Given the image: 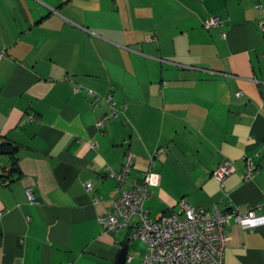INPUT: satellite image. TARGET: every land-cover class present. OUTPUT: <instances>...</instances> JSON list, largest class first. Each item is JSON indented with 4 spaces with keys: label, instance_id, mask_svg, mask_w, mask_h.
<instances>
[{
    "label": "crops",
    "instance_id": "obj_1",
    "mask_svg": "<svg viewBox=\"0 0 264 264\" xmlns=\"http://www.w3.org/2000/svg\"><path fill=\"white\" fill-rule=\"evenodd\" d=\"M209 16L221 25L206 27ZM6 145L0 264H112L127 229L114 235L97 217L116 196L105 170L126 150L128 183L153 162L151 219L181 198L208 213L264 205V0H0ZM244 158L257 167L248 180ZM224 160L234 171L220 189L211 172ZM224 231L222 264H264V224ZM143 247L128 241L124 264Z\"/></svg>",
    "mask_w": 264,
    "mask_h": 264
},
{
    "label": "built area",
    "instance_id": "obj_2",
    "mask_svg": "<svg viewBox=\"0 0 264 264\" xmlns=\"http://www.w3.org/2000/svg\"><path fill=\"white\" fill-rule=\"evenodd\" d=\"M204 25L219 26L221 20L217 16H209ZM85 97L90 99V107L98 104L99 95L93 91L85 89ZM103 99L109 107L108 115L116 116L117 110L111 97L106 96ZM108 115L98 118L95 127L101 128ZM27 119L31 120L32 116L27 115ZM155 155L154 152L152 157ZM132 160L133 154L126 150L117 170H105L106 176L115 182L116 196L111 199L108 212L97 217V223L103 230L114 235L127 229L128 241L137 240L143 244L136 264H222L225 250L224 229L230 221L247 230L264 224V205L261 204L248 206L243 211L236 207L220 211L213 206L212 212L208 213L189 205L184 198L179 199L176 209L166 210L151 219L143 204L149 195L148 170L152 168L153 162L149 159L148 169L142 173L141 183L136 184L127 182ZM256 169L254 161L244 158L242 178L250 179ZM233 171V163L224 160L212 170L211 176L222 189L224 179ZM7 182L4 180L2 184ZM84 188L89 191L91 184L84 183ZM25 195L29 202H33L34 197L30 189L25 190ZM99 200L97 197L92 198L93 203Z\"/></svg>",
    "mask_w": 264,
    "mask_h": 264
},
{
    "label": "water",
    "instance_id": "obj_3",
    "mask_svg": "<svg viewBox=\"0 0 264 264\" xmlns=\"http://www.w3.org/2000/svg\"><path fill=\"white\" fill-rule=\"evenodd\" d=\"M127 243H128V237L125 236L118 250V253L115 257V260L112 264H124L127 257Z\"/></svg>",
    "mask_w": 264,
    "mask_h": 264
},
{
    "label": "trees",
    "instance_id": "obj_4",
    "mask_svg": "<svg viewBox=\"0 0 264 264\" xmlns=\"http://www.w3.org/2000/svg\"><path fill=\"white\" fill-rule=\"evenodd\" d=\"M14 151H15V149L10 147V146H8V145L0 146V153H5V154L9 155L11 160H12L11 172L15 171V169H14L15 168V162H14V158H13L14 157L13 156Z\"/></svg>",
    "mask_w": 264,
    "mask_h": 264
},
{
    "label": "rangeland",
    "instance_id": "obj_5",
    "mask_svg": "<svg viewBox=\"0 0 264 264\" xmlns=\"http://www.w3.org/2000/svg\"><path fill=\"white\" fill-rule=\"evenodd\" d=\"M134 245H135V246H138L137 243L133 244V246H134Z\"/></svg>",
    "mask_w": 264,
    "mask_h": 264
}]
</instances>
